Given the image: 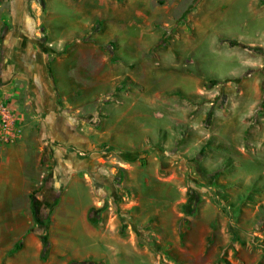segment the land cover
I'll list each match as a JSON object with an SVG mask.
<instances>
[{"label":"rangeland","instance_id":"1","mask_svg":"<svg viewBox=\"0 0 264 264\" xmlns=\"http://www.w3.org/2000/svg\"><path fill=\"white\" fill-rule=\"evenodd\" d=\"M38 1L44 7L45 0ZM127 2L133 10L145 7L147 18L129 13L124 20H114V25L110 21L108 31L101 21L94 23L100 44L134 41L117 52L124 69L138 76L140 86L133 84L127 90L126 83L118 82L115 94L136 97L124 98L122 103L112 100L121 103L116 106L126 114L119 125L131 129V142L139 144L145 138L141 120L175 124L177 110L184 107L195 109L193 120L200 119L204 106L211 112L221 108L220 123L233 119L232 102L240 92L263 94L247 121L264 122V0H119L116 5ZM74 6L71 0L49 4L55 38L85 32L77 25ZM203 124L210 127L212 116ZM158 133L157 128L146 133L141 153L130 162L121 152L93 145L43 151L42 161L50 166L43 164V184L38 188L49 178L48 185L60 202L71 203L70 208L81 215L77 226H83L81 232L86 226L85 234L99 235L112 244L111 260L95 261L98 264H264V151L243 158L227 132L230 145L214 142L213 153L191 163L175 153L176 144L154 145ZM161 148L165 154L159 158L154 150ZM61 166L67 171H61ZM73 183L63 200L65 189ZM181 204L188 215L198 216L182 217L176 211ZM50 225L49 243L53 242ZM61 234L52 232L58 238Z\"/></svg>","mask_w":264,"mask_h":264},{"label":"crops","instance_id":"2","mask_svg":"<svg viewBox=\"0 0 264 264\" xmlns=\"http://www.w3.org/2000/svg\"><path fill=\"white\" fill-rule=\"evenodd\" d=\"M117 1L71 0L76 8L77 25L86 30L77 37L67 38L63 34L55 38L54 19L50 17L53 13L49 8L53 0H45L44 7L38 0H0V104L11 110L16 125L22 130L11 142L0 139V264H71L76 258L106 262L113 257V246L107 238L85 234L88 232L86 226L81 232L83 226L77 227L81 215H76L70 208L71 203L61 200L50 225L49 239L53 242H50L48 257L43 259V243L30 195L43 184V151L49 153L52 147L93 145V148H112L130 162L141 153L147 140L146 133L157 128L159 138H153L154 145L166 142L171 148L176 144L175 153H181L184 160L191 163L204 154L213 153L214 142L230 145L225 138L227 132L235 144L237 142L234 148L243 158L247 153L252 155L254 151L257 155L264 151V122L247 121L248 115L262 103L263 94L258 93L235 95L232 110L236 117L221 123L218 118L223 112L221 108L211 112L208 106L203 107L198 120H193L195 109L185 111V107L177 110L175 124L168 122L162 126L141 120L145 138L139 144L131 142V129L119 125L126 114H121L116 106L119 103L112 100L117 98L122 103L124 98L136 97L134 94H115L119 90L118 82L126 83L127 90L133 84L140 86L138 76L134 77L133 72L124 69L117 52L125 47V43L134 45V41L123 40L116 46L112 41L100 44L94 21H101L100 26L108 31L110 21L114 25V20H124L129 13L139 18L148 15L145 7L133 10L131 3L120 6L116 5ZM182 83L187 84L185 79ZM211 116L213 124L206 127L203 121ZM88 129L93 130L92 138L88 137ZM162 150L155 149V155L162 158L165 154ZM60 170L66 172L67 167L61 166ZM74 184L65 189L63 200L69 196ZM176 211L188 219L198 216L188 215L183 204ZM56 230L62 232L59 238L52 235Z\"/></svg>","mask_w":264,"mask_h":264},{"label":"trees","instance_id":"3","mask_svg":"<svg viewBox=\"0 0 264 264\" xmlns=\"http://www.w3.org/2000/svg\"><path fill=\"white\" fill-rule=\"evenodd\" d=\"M44 182L46 183V185L44 187L35 189L31 193L30 197H31L35 222L40 228L44 229V231L40 233V236L43 243L42 257L43 259H46L50 250L48 231L51 222V215L54 212L55 208L57 207L60 201V197L58 195L55 196L54 195L55 190L49 187L48 185L49 178H45ZM72 264H98V263L92 260H88V261L72 262Z\"/></svg>","mask_w":264,"mask_h":264},{"label":"built area","instance_id":"4","mask_svg":"<svg viewBox=\"0 0 264 264\" xmlns=\"http://www.w3.org/2000/svg\"><path fill=\"white\" fill-rule=\"evenodd\" d=\"M21 133L22 130L16 125L11 110L4 104H0V139L3 142H11Z\"/></svg>","mask_w":264,"mask_h":264}]
</instances>
